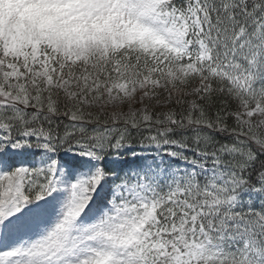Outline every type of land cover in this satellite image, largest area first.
<instances>
[{"label":"snow or ice","instance_id":"1","mask_svg":"<svg viewBox=\"0 0 264 264\" xmlns=\"http://www.w3.org/2000/svg\"><path fill=\"white\" fill-rule=\"evenodd\" d=\"M0 264H264V0H0Z\"/></svg>","mask_w":264,"mask_h":264}]
</instances>
